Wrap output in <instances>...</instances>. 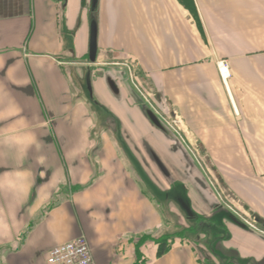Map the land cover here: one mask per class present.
<instances>
[{"label": "crops", "instance_id": "crops-1", "mask_svg": "<svg viewBox=\"0 0 264 264\" xmlns=\"http://www.w3.org/2000/svg\"><path fill=\"white\" fill-rule=\"evenodd\" d=\"M143 185L224 225L229 264H264L226 201L264 221V0H0V264L81 235L97 264H205L139 244L183 223Z\"/></svg>", "mask_w": 264, "mask_h": 264}, {"label": "rangeland", "instance_id": "rangeland-1", "mask_svg": "<svg viewBox=\"0 0 264 264\" xmlns=\"http://www.w3.org/2000/svg\"><path fill=\"white\" fill-rule=\"evenodd\" d=\"M140 74L137 69L131 67V84L134 87L144 88V83L139 79ZM134 79V80H133ZM151 110L158 116L161 113L158 107L151 101ZM159 117V116H158ZM145 191L161 206L163 213L168 218L176 220L178 224L183 221L182 224L174 227L168 234L157 235V233H150L142 235L139 239V244H145L146 242L153 241L156 239L167 238L169 244L188 242L196 247L205 264H229L233 263V257H230L229 250L224 247L225 238L228 233L224 225H220L211 217L207 216H196L194 219H188L186 213L180 208L179 204L159 198L149 187L143 185ZM224 195V194H223ZM229 205L227 209L240 220H249L251 224L254 223L255 227L264 231V227L259 224L260 221L255 219V215L244 212L237 204L233 203L229 198H226ZM177 213V214H176ZM179 215V216H178ZM176 216V218H175ZM172 219L170 221H172ZM238 264V263H237Z\"/></svg>", "mask_w": 264, "mask_h": 264}, {"label": "built area", "instance_id": "built-area-1", "mask_svg": "<svg viewBox=\"0 0 264 264\" xmlns=\"http://www.w3.org/2000/svg\"><path fill=\"white\" fill-rule=\"evenodd\" d=\"M223 68L228 69V65L221 63V72L226 78L229 72L224 75ZM158 116L170 129L179 132L175 119L163 117L160 113ZM47 264H97V262L87 238L81 235L51 248L47 254Z\"/></svg>", "mask_w": 264, "mask_h": 264}, {"label": "water", "instance_id": "water-1", "mask_svg": "<svg viewBox=\"0 0 264 264\" xmlns=\"http://www.w3.org/2000/svg\"><path fill=\"white\" fill-rule=\"evenodd\" d=\"M96 4H97V0H93V6L94 7L96 6ZM96 55H97V22L94 20L91 24L90 46H89V57H90V60L92 62H95ZM87 84H88L89 90H91L90 74L87 75ZM149 115H150L152 121L156 125H160L159 119L157 118V116L153 112H149ZM172 116H175V115H172ZM159 165L162 168V170L165 171V169L163 168V166L161 165L160 162H159ZM178 202H179L181 208L187 214L188 218L194 219L195 215H194V212H193L191 206L189 205V203L186 200H184L183 198H179Z\"/></svg>", "mask_w": 264, "mask_h": 264}, {"label": "trees", "instance_id": "trees-1", "mask_svg": "<svg viewBox=\"0 0 264 264\" xmlns=\"http://www.w3.org/2000/svg\"><path fill=\"white\" fill-rule=\"evenodd\" d=\"M259 224L264 227V221H260ZM155 242L157 243L159 250L158 255L165 254L171 247V244L168 243L167 238L160 237L159 239H156Z\"/></svg>", "mask_w": 264, "mask_h": 264}, {"label": "bare ground", "instance_id": "bare-ground-1", "mask_svg": "<svg viewBox=\"0 0 264 264\" xmlns=\"http://www.w3.org/2000/svg\"><path fill=\"white\" fill-rule=\"evenodd\" d=\"M223 73H224V75H227L228 74V69L223 68Z\"/></svg>", "mask_w": 264, "mask_h": 264}]
</instances>
